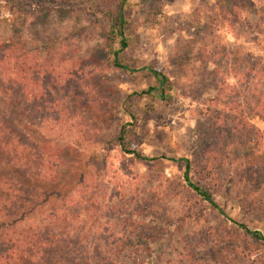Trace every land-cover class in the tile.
Here are the masks:
<instances>
[{"label": "rangeland", "instance_id": "1", "mask_svg": "<svg viewBox=\"0 0 264 264\" xmlns=\"http://www.w3.org/2000/svg\"><path fill=\"white\" fill-rule=\"evenodd\" d=\"M112 2L100 0L105 5ZM66 8L41 7L32 0H0V40L14 36L21 48L34 55L60 60L56 72L68 87L58 95L63 98L74 91L96 106L97 112H92L78 110L67 100L63 105L68 118L64 130H69L73 139L81 131L80 136L84 133L107 144L105 170L98 172L92 167L86 181L99 188L96 190L104 195L105 202L122 205L123 211L126 208V214L139 203L144 214H155L170 226V231L163 232L161 250L165 254L156 264H258L264 248L241 236L233 238L223 220L186 194L179 185V164L164 159L135 161L120 153L114 139L121 125L130 121L132 147L142 156L198 158L196 154L212 141L206 120V109L212 106L210 100L218 91L223 97L222 92L227 93L228 87L234 85L231 70L241 54H260L262 37L255 26L260 19L263 22L264 0L127 1L125 14L130 22L132 44L124 58L136 68L151 66L165 73L175 84L171 102L132 96L154 86V80L144 72L128 74L112 67L102 48L103 21L95 20L80 8ZM223 54L226 56L222 57ZM214 60H220L221 69L228 73L214 74ZM70 70H75V75H69ZM70 88L73 89L68 91ZM126 98L133 120L120 109ZM249 119L263 128L258 117L251 115ZM30 136L39 142L35 132ZM228 155L240 164L256 159L264 165V146L236 147ZM70 159L64 156L62 164L66 169ZM214 168L218 184L212 189L213 199L232 218L264 232V208L239 206L234 197L238 194H230L232 185L239 181L237 164ZM127 222L136 224L134 218L105 219L102 224L115 238L123 240L120 232L128 230ZM151 231L152 228L145 229L148 235ZM88 238L85 240L89 241ZM115 238L90 240H119ZM215 248L220 251L216 253Z\"/></svg>", "mask_w": 264, "mask_h": 264}, {"label": "trees", "instance_id": "2", "mask_svg": "<svg viewBox=\"0 0 264 264\" xmlns=\"http://www.w3.org/2000/svg\"><path fill=\"white\" fill-rule=\"evenodd\" d=\"M32 1L41 7L80 8L95 20H102V48L110 65L128 74L144 72L154 80V86L132 96L172 101L175 84L165 73L151 66L136 68L124 58L132 44L125 14L128 0H111L110 5L101 4L100 0H74L75 4L72 0ZM262 21L255 26L262 37L260 54H241L231 70L235 86L222 92L223 97L218 91L210 100L212 106L206 109V120L212 141L196 154L198 158L142 156L132 147L130 121L121 125L114 142L120 153L135 161L164 159L179 164V185L186 194L223 220L233 238L241 236L264 248V232L232 218L212 194L218 184L215 165L222 168L237 164L239 181L232 185L230 194H238L234 197L239 206L264 208V165L256 159L240 164L228 155L236 147L264 146V18ZM16 39L12 36L7 41L0 40V264H156L165 254L161 250L163 232L170 231V226L149 211L144 214L139 203L126 214L122 205L105 202L104 195L96 190L99 188L86 181V175L92 167L98 172L105 170L107 144L84 133L80 136L81 131L73 139L70 131L64 130L68 123L64 100L78 110L97 112L96 106L74 91L61 98L60 90L68 86L56 72L60 60L36 56L21 48ZM230 55L234 57L233 53ZM219 63L220 60L213 62L214 74L228 73ZM71 73L75 75V70ZM128 99H124L120 109L133 120ZM251 115L261 120L262 129L250 121ZM32 132L38 135L39 142L30 136ZM64 156L71 158L67 169L62 164ZM117 218L135 219V225L127 222L128 230L120 232L123 240L115 238L102 224L105 219L119 221ZM146 228H152L150 235ZM88 236L119 240L96 242ZM257 262L264 264V256Z\"/></svg>", "mask_w": 264, "mask_h": 264}]
</instances>
